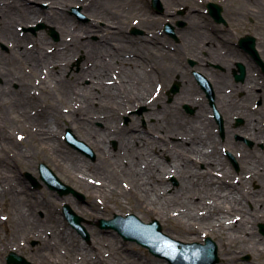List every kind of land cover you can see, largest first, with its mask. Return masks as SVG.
Instances as JSON below:
<instances>
[{
    "label": "bare ground",
    "instance_id": "1",
    "mask_svg": "<svg viewBox=\"0 0 264 264\" xmlns=\"http://www.w3.org/2000/svg\"><path fill=\"white\" fill-rule=\"evenodd\" d=\"M30 1H48L52 7L48 10L41 9L29 3ZM170 1L166 0L167 3ZM184 1L188 6V18L196 19L194 0ZM73 2L81 3L84 11L93 18L82 32L96 33L99 39L97 41L83 39L82 32H72L74 39L71 47L77 52L82 51L87 63H92L83 69L81 73L83 78L70 81L62 78V73L59 71L54 73L49 69L46 79L42 80L45 83L47 80L54 79L59 84L62 98L68 103L71 111L66 114L57 109L58 111L55 110L49 114L45 123L46 131L43 130L41 135L54 146L56 132L53 124H58L60 120L65 121L66 125L74 128L75 132H79L98 150V167L93 165L92 168L90 163L77 159L72 154H68L67 163H65L66 154L57 150H54V153H47L50 159L57 161L58 165L78 185L92 193L104 196V208L107 209H113L109 202L115 205L114 208H124V202L113 195L119 179L124 177L130 182L129 190L136 196L140 206H146L150 212L166 220L175 221L180 234L195 238L194 236L199 235L200 232H206L219 237L218 245L222 247L223 252L219 264H245L237 261L236 256L237 252L243 253L245 250L264 254V238L252 230L256 221L264 219V155L258 160L252 159L251 151L233 139L235 133L256 141L264 139V128L255 117L257 111L249 108L248 104L236 102L233 95L234 92L245 88L246 96L258 95L263 96L264 99V85H260L248 71L247 80L249 81L245 87L236 86L233 90H224L222 81H226V75L219 76L213 69L205 68L202 64L203 58L199 55L201 51L209 50L208 59H204L207 61L216 54L212 43L208 47L197 43L204 37L205 28L199 23H191L190 27L183 31L184 41L188 42L186 47L194 46L192 55L200 61L201 68L204 69L207 77H211L212 81L217 83L214 86L217 106L228 119L225 121L227 127L223 147H228L236 154L242 168V173L237 177L219 149V137L212 133V121L205 114V105L195 95V86H192L185 76L180 75L181 94L184 99L197 105L198 110L193 117L184 118L176 115L177 113L171 115L168 108L162 106L159 110H151L146 114L148 118L156 117V121L146 129H139L140 131L136 132L133 131L134 124L119 125L117 116L121 111L140 104H146L153 109V106L159 103V96L156 98L153 93H150L154 78L164 80L167 76L174 77L176 73L184 75L180 66L178 69L169 68L166 72L148 70L150 62L147 60L150 59V55L156 54L157 59L163 61L161 55L164 54L160 52L167 50L155 34L150 33L151 39L146 38L150 40L151 45L145 44L148 47L144 48L145 50L138 44H127L124 28L126 23L130 25L132 15L139 14V23L146 28L151 27L150 17L142 11L139 5L140 0H0V41L9 43L10 54L14 59L22 64L30 65L34 73H39L43 67L48 66L52 57L48 54H34L28 49L23 42L24 39L19 35L18 25L44 20L63 32L71 30L70 25H73V22L66 16L64 9L59 8H62L63 3ZM251 11L252 8L246 7V13ZM100 21H104L105 24L100 25ZM145 45L142 44L143 47ZM127 51L130 53L129 57L120 56ZM167 58L166 56L165 59ZM116 59L119 60V64L126 63L128 66L121 65L120 69L114 70V74L119 77V83L116 82L114 86H104L103 75L109 73L110 66ZM218 60L219 56L216 58V61ZM0 75L4 76L5 81H10V73L3 68H0ZM87 76L92 77L94 83L82 85L81 81ZM135 79H140L141 84H134ZM96 81L100 82L95 83ZM259 87L261 89H258ZM95 88L100 89V105L94 104L96 92L93 94L84 92V90L92 91ZM91 95L94 97L92 98ZM106 100L108 103L104 105L102 101ZM45 112L43 114L47 117L48 112ZM236 115L245 117V123L240 128L231 126L232 118ZM96 120L102 121L104 128L93 126ZM172 137L177 139L172 140ZM111 138L118 141L116 151H113L107 143ZM164 156H168L170 160L165 161ZM202 163L205 164L204 170L199 167ZM171 175L178 179V186L168 193L166 190L169 184L166 180ZM252 179H257L260 183V190L256 194L248 186ZM17 190L19 189L16 185L10 182L0 187V197L9 195L13 200L10 204L13 210L10 220L12 226L8 229L7 236L0 242L12 249L25 250L30 249L27 243L29 237L38 238L43 250L40 251L37 259L44 264H53L58 258L50 256V253L54 251L50 247L51 240L46 238L44 231L37 229L39 224L51 226L53 214L49 203L41 202L36 198L33 202L30 201V204L25 203L24 206L21 200L17 201L13 196ZM249 202L252 203L251 207L248 206ZM78 207L88 213V210H92L90 215L100 217L97 213L98 207L90 205L87 210L84 206L78 205ZM37 210H44L45 214L42 218L36 214ZM1 220L6 222L9 216L3 217L0 214ZM55 228H50L53 229V239H56L59 245L70 248L68 250L75 261L76 250H79L82 252L85 264H92L90 250H93L92 248L96 245L99 247L101 245L100 260H106L101 257V248L106 247L111 252V257L108 259L111 264H168L162 259L144 261L137 259L125 262L122 260L121 253L123 245L120 246L114 240H109L106 244L108 237L101 236L100 232H94L91 248L88 247L84 251V242L78 240L79 249H77L72 244L74 242L72 237L76 239L77 235L71 232L73 235L71 237L69 232L61 233Z\"/></svg>",
    "mask_w": 264,
    "mask_h": 264
},
{
    "label": "rangeland",
    "instance_id": "2",
    "mask_svg": "<svg viewBox=\"0 0 264 264\" xmlns=\"http://www.w3.org/2000/svg\"><path fill=\"white\" fill-rule=\"evenodd\" d=\"M210 1L219 3L223 6V17L227 20H230L228 23L229 28L235 30L234 34H237L236 32L242 33L243 30H246V32H252L251 30H253L255 26L258 31L255 32L253 30L255 32L254 34L258 37L259 44H264V0H194V9L197 14H195L197 17L194 20H190V18H188V6L185 4L184 0H171L169 3H167L166 0H160L161 6L163 8L161 11H158L153 6L152 0H140L139 5L142 11L150 17L151 27L146 28L139 23V14H131L132 16L130 17V25H128L129 23L125 24L124 34L127 38V44H138L141 49H147L148 47L146 45L151 43L149 39L146 40V38L151 39L150 33L155 34V36H157L163 43V46H165L167 50L161 51L160 54H164L161 56H163V60H167V62H164L162 65L163 61L157 59L158 57L156 54L150 55V59L147 60L150 62L147 67L149 71L159 70L160 72H163L162 66H170L171 64H169V60H172V58H179L180 61L184 63L186 66L184 73V75L186 74L185 78L192 83V86H195L196 89L194 90V93L198 98L201 99L203 105H205V114L212 121V133H215L219 137V149L221 153H223V156L227 161L226 163H228L231 171L238 177L242 173V168L236 157V154L230 151L228 147H223V144L226 140L225 130L227 126L225 124L224 136H222L220 132V126L215 118V108L211 104L210 97L206 90L201 89V87L195 81L193 72L200 70H198L196 67L197 59L191 55V52L194 50V46L192 45L191 48H187L186 43L188 42L181 43V36H179V39L177 34L178 29L184 30L191 23H199L205 27V30H216L221 28V25H217L213 22L212 16H210L208 13L206 6ZM29 3L45 10H48L52 7L48 1H30ZM246 7L252 8V11L250 12L252 14L246 13ZM59 9H64L66 16L71 20V22H73V25H70L71 30H68L69 32H63L55 25L44 20H40L36 23H29L27 25H18L19 35L24 39L23 42L28 47V49L34 52V54H48L52 57L48 62L49 64H47L48 66L43 67V70L39 71V73H34L30 65L22 64L19 60L14 59V57L10 54L11 46L9 43L0 41V68H3L4 71L10 73V81H5L4 76L0 75V187L9 182L15 184L16 187L22 191L17 190L16 194H13V196L17 199V201L18 199L21 200L24 203V206L25 203L30 204L29 202H33L36 198L41 200V202L44 201L49 203V207L51 208L50 211L53 214V220L52 223H50L51 226L43 225V227L42 224H39L37 229L41 230V232L44 231L46 238L51 240L50 247H52L54 251L51 253L49 252L50 256L53 258H58V260H56L53 264H85L81 251L76 250L75 261L68 250L70 248H66L65 245H59L58 241L53 239V229H50L53 227H56L55 229H58L61 233L67 231L70 235L71 232L74 233V235H77L78 238L76 239L73 235H71V237L73 236L72 238L74 240L72 244L75 245L77 249H79L77 246L78 240L84 242V251H86L88 247L91 248V243L94 240L92 237L94 232H100L101 236L105 235V238L106 236L108 237V241H105L106 244L109 242V240H114L115 242L119 243L120 246L123 245V250L121 253L123 257L122 260L125 262L129 260L132 262L137 259H140L141 261L147 259H162L166 261V263L171 264L167 259L153 254L148 248L141 245L137 241L125 239L117 230L103 228L100 226L101 219H111L116 213L124 216L129 213H134L144 222H151L152 220L156 219L162 225L164 233L176 240L183 242L204 243L205 240L210 237L216 242L218 246L219 262L217 264H219L221 262V257L223 256L222 247H219L218 245V242L220 241L219 237L207 234L206 232H200L199 235L194 236L195 238H190L180 234L178 224L175 221L166 220L165 218L150 212L146 206H140L136 196H134V194H132L129 190L130 182L124 177L119 179V183L113 194L115 197H119L124 202V208H114L115 205L110 202L109 204L111 207H113V209H107L106 207L104 208V196L100 195L99 193H92V191L86 190L84 187L78 185L68 176V174H66L65 170H63L58 165L57 161L50 159V157L47 155L48 152L54 153L53 151L57 150L58 152L60 151L61 153L66 154L65 163H67L66 160L68 154H72L73 156L77 157V159H83L90 163L92 168L93 165L98 167V150L89 141L82 137L79 132H75L74 128H70L68 125H66L65 121L60 120L58 124H53V129L56 132V144L54 146L49 144L47 138L41 135L43 130L46 131L45 123L50 116L49 114L57 109H60L61 112L66 114L71 111L70 106L67 105L68 103H66V101L62 98V91L59 84L55 82L54 79L47 80V82L43 83L42 80L46 79L49 69L53 70L54 73L59 71L62 73V78L64 79L75 81L80 77L83 78V76H81L83 69L92 65V63H87L86 56L81 53L82 51L77 52L71 46L74 39L72 32H82V30L86 28L85 26L93 18L84 11L83 5L78 2L67 4L63 3L62 8ZM167 21L171 22L175 26V32L178 37L177 40L164 33L163 26ZM241 21L246 25V29L240 30V28L237 26V23H241ZM253 21L255 22V25ZM178 22H184L186 26L180 27L178 26ZM104 24V21H100V25ZM40 25L42 26L38 28ZM134 30H138L139 32L135 33ZM200 30L203 32L205 31L204 29ZM234 30L232 31L234 32ZM82 34L83 39H90L92 41H97L99 39V35L96 33L82 32ZM225 38L231 41V43L236 41V38L233 36H227ZM206 40L207 39L204 38L196 41H198V45H204L205 43H208ZM188 41H190V39ZM142 44L146 45L143 47ZM221 46L222 42L219 41L217 48L220 50ZM218 51L216 54L219 53ZM122 55L129 57L130 53L127 51L124 52V54H120V56ZM166 56L168 57L167 59H165ZM190 60L195 62V66H191L189 62ZM121 65L128 66L126 63L119 64L118 59L112 63L109 73L103 75L104 81L102 84L104 86H114L116 82H120L118 75L114 74V70L120 69ZM223 65L226 66L225 68H227V70L225 69L226 71L224 72H228L227 65ZM211 66L220 73V69L213 65ZM252 68V76L256 78L258 83L264 84V73H262L256 65L252 66ZM229 79L230 81H228L226 84H223L225 89L231 88L234 84L241 86L243 85L242 87H245V82H235L233 80L231 72H229ZM175 80L176 76H174V78L166 77L164 80L154 78V81H152L150 86V93H153L154 97L159 96V103L154 105L153 109L148 107L146 104H140L134 106L131 109H127L126 111H121L117 116L119 125L130 126L134 124L135 128L133 127V131L136 132L146 129L150 124L156 121V117L152 116L148 118L146 117V114L151 110H159L162 106L167 107L168 111L171 112V115L177 113L176 115H181L184 118L193 117L196 114L198 107L189 100L183 98L181 94V87L176 93L171 91V87L174 86L173 84ZM98 82L100 81H96L95 83ZM92 83L94 82L90 76H87L81 81L82 85H91ZM133 83L139 85L141 84V80L135 79ZM244 89H240L233 93L234 100H236V102L239 101L242 104H248L249 108L256 110L257 113L255 117L258 118V121L261 123L260 126L262 125L264 128V99L260 103V96L255 95L248 97L249 95L246 96L247 92ZM99 90L100 89L98 88H95L92 91L84 90L85 93L91 92V94H93L96 92V96L94 98L95 105L101 104ZM214 93L216 97V91H214ZM93 97L94 96H92V98ZM214 102L215 107L217 110L219 109L218 111L220 112L221 109L217 106L216 98ZM102 103L106 105L108 100L102 101ZM186 106H189L192 111H189ZM44 111L48 112L47 117L43 114ZM220 113L223 117V120L225 119V121H227L228 119L226 116H224L222 110ZM239 119H242L243 122H238ZM244 120L245 119L243 116L236 115L234 118H232L231 126L233 128H240L243 125ZM42 121L44 123H42ZM93 126L104 128V123L100 120H96L93 122ZM68 129H71L73 134L79 140L85 142L93 154L83 153L72 147L65 140V135ZM176 139V137H172V140ZM233 139L237 142H240L248 151H251L252 154L250 155L252 159L258 160V158H263V138L261 141H256L254 139L244 137L239 133H235L233 135ZM107 143L110 145L113 151L118 150V141L115 138L108 139ZM163 158L167 162L170 160L168 156H164ZM40 163H46L64 183L81 192L84 198H79L74 194L60 195L57 191L51 190L48 185L45 184V182H43L40 178ZM199 167L201 170H204L205 164L202 163L199 165ZM27 172H30L39 180L41 184L40 187L35 186L31 180L27 178ZM217 173H219V171ZM166 181L169 184V188L166 191L171 193L173 188L178 186V179L176 176L171 175L167 177ZM248 186L249 189L255 194L260 190V183L257 179L250 180ZM110 194L111 192L109 195ZM12 202L13 200L9 195L6 197H0V214L3 215V217L9 216V220L6 222H3L2 220L0 221V241L3 240L5 236H7L8 229L12 226L10 222L12 218L11 213H13L12 208H10V204ZM65 203L71 205L75 212L84 218L82 223L85 227L87 236L78 232L77 229L73 228L65 219L62 213L63 205ZM78 205L84 206V209L86 210L87 208H90V205L98 207L99 210L97 213L100 214V217L96 218L95 216L90 215L89 213L92 210H88V213L87 211L79 208ZM248 206L251 207L252 203L249 202ZM36 214L38 217L42 218L45 213L44 210H37ZM261 223L264 224V219L256 221L252 230H254L261 238H264V233L261 232L259 226ZM27 243L30 249L17 250L12 249V247H7V245H4V243L0 242V264H9L6 258L10 251H14L25 256L29 261L35 264H44L37 259L38 254L43 250L40 239L29 237L27 239ZM100 247L99 245H96L95 248H92L93 250H90L92 264H111L108 260L111 257V252L106 247L101 248V257L105 258L109 262L106 260H100ZM236 256L237 261L241 263L264 264V254H258L245 250L243 253L237 252Z\"/></svg>",
    "mask_w": 264,
    "mask_h": 264
},
{
    "label": "water",
    "instance_id": "3",
    "mask_svg": "<svg viewBox=\"0 0 264 264\" xmlns=\"http://www.w3.org/2000/svg\"><path fill=\"white\" fill-rule=\"evenodd\" d=\"M153 6L158 11L163 9L160 0H153ZM208 8L209 13L215 19H223L221 14L222 7L219 4L210 2L208 3ZM166 29L173 34V28L169 24H167ZM134 32L138 33L139 31L134 30ZM240 42L264 67V62L255 47V38H243ZM178 90L179 84H176L171 91L176 93ZM207 92L211 96V92L209 90ZM186 107L189 111H192L189 106ZM65 140L79 151L93 154L85 142L79 140L71 129L67 130ZM39 172L41 180L51 190L57 191L60 195L74 194L79 198H84L81 192L64 183L46 163L39 164ZM26 176L35 186L40 187L39 180L33 174L27 172ZM63 212L71 226L76 228L81 234L87 236L85 227L82 224L84 218L76 213L68 203L64 204ZM100 226L117 230L125 239L137 241L147 247L153 254L166 258L171 264H217L219 262L218 246L212 238L208 237L205 243H190L176 240L163 232L162 225L156 219L151 222H144L134 213H129L125 216L115 214L111 219H101ZM260 229L264 233V224H260ZM6 259L9 264H35L25 256L14 251H10Z\"/></svg>",
    "mask_w": 264,
    "mask_h": 264
},
{
    "label": "flooded vegetation",
    "instance_id": "4",
    "mask_svg": "<svg viewBox=\"0 0 264 264\" xmlns=\"http://www.w3.org/2000/svg\"><path fill=\"white\" fill-rule=\"evenodd\" d=\"M208 3H207V6H208ZM207 6H206V8H207ZM223 10L224 9H223V6H222V16H223ZM212 18H213V22L215 24L221 25V28L216 29V30H206V33H205V35H204V37L202 39H204V38L207 39L206 41H208V43L204 44L206 47H208V45L210 46V44L212 43L213 47L215 48V52H217L219 50V48H217V45H219V41L222 42V46L220 48L221 51L219 50L218 54H215V55L211 56L210 60H207V61H204V59H208L207 54L209 55L210 51L206 50V49L201 51L199 55H200V57L203 58L202 64L204 65L205 68L209 67V69H213L219 75H222V76L226 75V81H224V82L222 81V88L224 90H233L236 86H240V87L243 86V85L241 86V85H238V84H234L231 87L232 89L231 88L225 89L223 84H226L228 81H230L229 72H231V74L233 76V80L235 82H245L244 86H246L247 81H249V80H247V78L249 77L247 75V73H248V71L252 73V71H251V70H253L252 66L256 65L257 68H259V70L262 73H264V67L250 52H248L246 50V48L243 45H241L240 41L243 38L254 37L255 38V47H256L257 51L259 52V55H260L261 59L264 62V44H259L258 37L254 34L258 30L254 26L253 30L255 32L253 30H251L252 32H246V30H243V29H246L245 28L246 25L243 24V22L241 21V23H237V26L240 28V30H243V32L242 33L236 32L237 34H234L235 30L229 28V24L228 23H229L230 20H227L224 17H223L222 20H217L214 17H212ZM253 23L255 25L254 21H253ZM167 24H169L173 28V31L175 32V26L171 22L167 21L164 24V26H163L164 33L167 34L169 37L174 38L175 40H177L178 37L181 36V41H182L181 43L185 42L184 38H183V33H184L183 31L186 28L190 27V26H187L184 30L183 29H180V30L178 29V31H177L178 37H177L176 32H175V35L168 33V31L166 29ZM178 26H180V27L184 26L185 27L186 24L184 22H178ZM202 27H203V25H202ZM232 30H234V32ZM227 36L228 37L229 36L235 37L236 41L231 43V41H229L228 39L225 38ZM191 37H193V35ZM179 39H180V37H179ZM187 41H188V39H187ZM212 41H214L215 43H213ZM222 47H224L226 49H224ZM191 55H192V53H191ZM217 56H219V60L218 61H216ZM164 62H167V60H163L162 65L164 64ZM189 62L191 64V66H193L195 64V62L193 60H190ZM169 64H171V65L167 66V67L166 66H162L163 72H166V70L169 69V68L170 69H176V68L178 69V66H180L182 68V70H183L182 73L183 74L185 73L186 66L184 65V63H182L180 61L179 58H172V60H169ZM223 64L227 65L228 72H224V71L227 70V68H225L226 66H224ZM211 65H213L216 68L220 69L222 71V73H221V71L219 73V71L215 70ZM201 66L202 65L200 64V61L197 59L196 67L200 71L193 72V75H194L195 81L201 87V89L210 90L211 92H213L212 101H211V99H210V101H211V104L215 108V110H214L215 118H216V120H217V122H218V124L220 126V132H221L222 136H224L225 119L223 120V117H222V115L220 113L221 110H220V112L218 111L219 109L217 110V108L215 107V102H214L215 98H216L215 97V93H214V91H216V90H215L214 86L217 83L216 82L214 83L212 81L211 77H209V78L207 77L208 75L203 71L204 69H202ZM180 75H181V77L182 76L186 77V74L185 75H182V74L178 75L176 73V75H175L176 76V80H175L173 85H175V83H178L179 86H181L180 81L182 79H180ZM167 77H170V76H167ZM171 77H173V76H171ZM172 81H173V79H172ZM259 84L262 85V83H259ZM161 87H162V84H161ZM173 87H171V89ZM258 89H261V88L259 87ZM260 97H261L260 98V103H261V101L263 100V96H260ZM244 119H245V117H244ZM238 122H243V120L239 119ZM244 123H245V120H244ZM244 123H243V125H244ZM244 137H246V136H244Z\"/></svg>",
    "mask_w": 264,
    "mask_h": 264
}]
</instances>
